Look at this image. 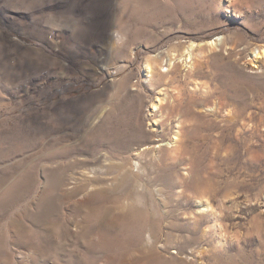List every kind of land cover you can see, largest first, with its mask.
<instances>
[{"label": "rangeland", "instance_id": "rangeland-1", "mask_svg": "<svg viewBox=\"0 0 264 264\" xmlns=\"http://www.w3.org/2000/svg\"><path fill=\"white\" fill-rule=\"evenodd\" d=\"M263 49L264 0H0V264H264Z\"/></svg>", "mask_w": 264, "mask_h": 264}, {"label": "bare ground", "instance_id": "bare-ground-1", "mask_svg": "<svg viewBox=\"0 0 264 264\" xmlns=\"http://www.w3.org/2000/svg\"><path fill=\"white\" fill-rule=\"evenodd\" d=\"M223 38H218V39H216V42L215 41H212V42H210V44H212V45H217L218 43H217V41H221ZM202 45V44H201ZM200 50H202V49H200ZM258 54H260L259 55V57L257 56V58H260V59H264V49L262 50V51H259L258 52ZM195 55H198V53L196 54V52H192V54H191V56H190V58L188 59V60H186V66L187 67H190V70H193V71H195V66L197 65V62H194L193 63V60L195 59ZM215 56V55H214ZM203 57V56H202ZM198 58V57H197ZM200 60V59H199ZM202 61V60H201ZM206 61V60H205ZM260 62H262V61H260ZM205 63V62H204ZM149 71L151 72V73H153V76H152V78H154L155 77V75L157 74V72H156V69H154L153 68V66H151L150 64H149ZM173 67V66H172ZM180 67V66H179ZM254 68H256L257 70H258V72H264V63H261V64H259V65H254L253 66V68L252 69H254ZM177 69L178 68H175V72L177 71ZM170 71V70H169ZM197 71V70H196ZM174 72V71H173ZM241 98L243 99L244 98V96H241ZM244 119V118H243ZM195 129H196V127H194L193 129H191L192 131H195ZM154 132H155V130H154ZM157 132V131H156ZM158 137H160V136H158ZM176 139H179L178 137L176 138ZM152 141H157V139L156 138H154V139H152ZM163 140H161V139H159V143H161ZM164 144L162 143V146H163ZM147 242H153L154 241V238H153V235H148L147 236ZM150 244V243H149ZM152 244H154V243H152ZM152 246V245H151Z\"/></svg>", "mask_w": 264, "mask_h": 264}]
</instances>
